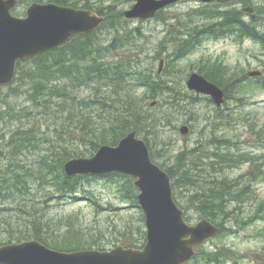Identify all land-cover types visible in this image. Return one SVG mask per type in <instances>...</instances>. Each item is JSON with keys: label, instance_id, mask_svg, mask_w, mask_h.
<instances>
[{"label": "rangeland", "instance_id": "rangeland-1", "mask_svg": "<svg viewBox=\"0 0 264 264\" xmlns=\"http://www.w3.org/2000/svg\"><path fill=\"white\" fill-rule=\"evenodd\" d=\"M22 1L25 5L21 12L26 14L28 7L37 0ZM48 1L44 0L40 3ZM71 1L69 3L72 6L79 7L78 5H84L87 0ZM91 1L99 8L110 4L124 12L130 10L137 0ZM214 1L221 5L241 3L242 8L251 7L254 12L264 16V0ZM205 6L207 5L183 0L169 8L164 16H157L145 22H129L126 26L133 33L131 45L128 43L129 47L122 48L125 44H116L115 49L119 52L113 53L110 59L106 60L116 62L121 57L126 56L124 59L134 57L142 70L145 68V71L149 69L158 72L161 60L166 59L162 76L177 82V91L188 95L187 103L182 106H188L189 102L197 103L190 104L191 111L181 113L174 124L161 125L158 128L162 134L159 140L151 141L148 136L150 147L154 148L158 158L160 156L156 160L160 165L166 168L172 167L173 172L181 176L190 161V156L182 157L181 163L178 161L183 153L195 149L201 151L202 155H206L209 152L217 153V148H219V153L229 152V154L236 155L234 157H238L240 161V164L224 169L223 177L229 181H238L240 188L238 190L247 186L250 190H247L238 205H234L237 203L229 205L227 212L234 208L237 211L226 226V231L223 230L201 247L202 255L190 264H264V48L253 41L235 43L236 41L232 39L206 37L196 53L175 63L174 58L170 56L173 53L172 47H169V51L165 50L170 44L168 39L171 31L179 29L177 20H182L183 24L189 23L196 26L194 23L191 24L197 15L193 11ZM259 21L262 23L259 31L264 34V17H260ZM98 37L103 44L107 45L115 40L116 33L103 31L98 34ZM162 52L163 56L160 58ZM216 59L227 67V74L236 80V86L228 93L229 99L227 98L226 103L220 109L216 108L210 97L191 92L186 84L190 73L199 71L201 66ZM258 71L263 74V78L257 79L250 76V73ZM101 90L107 96L111 95L110 89L102 88ZM4 93L6 95L7 92L4 91ZM143 93L142 90L138 91L139 96ZM70 94L78 98L77 103H91L93 100L90 99L94 97V94L96 95L93 88L78 90L75 93L70 92ZM169 98L171 95L166 92L163 99L160 98L161 100L149 99L144 105V110L152 112L157 103ZM8 102L13 105L17 113L26 110L25 113L31 114V118L0 121V150L7 152L6 145L18 130L26 132L30 129L40 130L46 133V136L43 144L39 143L38 150L17 158L18 171H23L22 168H24L32 171L33 175L18 180L19 189L16 191L20 199L5 203L4 208H13L18 204L33 205L35 201L44 207L45 213L50 218L56 219L52 222L54 232L61 227H66V223H62L57 229L56 222L71 221L75 230H80L86 241L95 242L101 247L93 248L97 250L113 249L114 246L120 245V240L115 241L116 238H121L124 244L134 238L136 241L144 238L147 229L141 220L143 211L129 201H122L119 195V188L125 183V179L119 177L108 179L109 176L86 177L77 198L61 197L56 193L53 182H57L59 174L56 171L50 173L49 170L58 163L59 157L56 156L55 160L50 162L49 157L53 156V153L49 149L54 151L51 148L54 146L59 148L61 144L75 149L72 139H81L79 134L75 133L73 123L66 119L69 114L65 115V112L69 111V108L67 107L65 111L64 108H60L58 111L57 108L51 107L50 113H56L58 118L40 128L44 123L41 110H36L25 97L8 99ZM184 125L189 128L187 136L180 133ZM42 133H36V135L42 136ZM59 136L63 137V140H60ZM140 138L143 139V136ZM216 140H229L231 145L229 148L223 147ZM55 151L61 152L62 147ZM64 153L65 150L62 154ZM244 158L250 161L244 162ZM206 179L210 180V177ZM26 185L30 186L27 191L24 187ZM193 194L195 191L186 190L185 187L174 191L177 203L187 209L190 220L188 223L194 225L201 220V217L188 205V200ZM22 216L23 218L28 217L27 214ZM8 219L11 218L5 216L0 224L2 244L7 243L6 239L9 240L8 233L5 231L6 227L2 228L3 223ZM65 230L66 228L62 229V231Z\"/></svg>", "mask_w": 264, "mask_h": 264}, {"label": "trees", "instance_id": "trees-1", "mask_svg": "<svg viewBox=\"0 0 264 264\" xmlns=\"http://www.w3.org/2000/svg\"><path fill=\"white\" fill-rule=\"evenodd\" d=\"M69 2L72 1H48V3L61 6L83 7L82 9L95 11L106 17L103 27L97 33L77 37L55 51L19 63L15 81L10 86L0 89V121L31 118V114L25 113L26 110L17 113L8 99L25 97L36 110H41L44 123L40 128L58 118L56 113H50L51 107L57 108L58 111L60 108H64V111L67 107L69 108V111L65 112V115L69 114L66 119L73 123L74 131L79 134L81 139H72L75 149H71L69 146L65 147V144H61V152L55 151L60 148L57 146L51 148L54 151L49 149L53 153V156L49 157L50 162H53L56 156L59 157L58 163L49 172L56 171L59 174L57 182H53L56 193L61 197L70 198L78 197L83 187V180L87 178L67 177L64 165L74 158L92 157L103 145L116 146L130 132L136 131L140 136H143L150 150L152 148L153 161L170 175L174 191L180 190L182 187L195 191V194L188 200L189 207L196 210L201 219H207L220 227L221 232L226 231V226L237 211L234 208L227 212L229 205L234 203H237L234 205H238L247 190H250L249 186L238 190L240 189L238 181H229L223 177L224 169L240 164L238 157L235 158L236 155L229 154V152L219 153V148H217V153L209 152L206 155H202L198 149L191 150L188 153H183L178 161L181 163L182 157L190 156V161L181 176L174 173L172 167L166 168L160 165L156 161L160 156L158 158L154 148L150 147L148 136L151 141L159 140L162 134L158 128L161 125L174 124L179 119V115L183 112H190L191 105L196 102H189L191 105L183 107L182 104L187 103L188 95L177 91V82L163 78L154 70L145 71V68L142 70L134 57L126 59H124L126 56L121 57L116 62L106 60L110 59L113 53L119 52L115 49L116 44H125L122 48L131 45L133 33L126 26L129 21L124 18L123 10L110 4L99 8L91 0H87L82 6L78 5L79 7L72 6ZM198 14L202 17L203 22L211 20L212 23L206 28L200 29L197 26L196 28L191 27L189 23L183 24L182 20H179L178 25L181 28L171 43L173 47L171 54L174 61L189 55L193 50L192 35L209 26H211L212 35L215 36L220 35L219 30L230 31V33L239 31L242 35L256 36L258 34L255 28L258 24L255 22L247 24L240 16L236 17V10L232 9L228 13H221V16L214 9L199 11ZM158 16H163V13H159ZM118 17L120 18L117 20ZM215 28L216 32H214ZM103 31H114L116 33L115 40L110 44H103L98 37V34ZM259 37L263 44L264 34L259 33L256 39ZM167 49L169 48L167 47ZM201 71L208 79L217 84H221L225 79L224 81L228 82L226 83L228 91L236 86L235 79L224 76L225 70L221 65H208ZM91 88L96 93L90 99L93 100L91 103H77L78 98L70 94V92L75 93L78 90ZM102 88L110 89L111 95L107 96L102 93ZM141 90L144 93L139 96L138 91ZM4 91L7 92L6 95ZM166 92L171 95V98L157 103L152 112L144 110V105L149 99L158 98L157 100H161L160 98L163 99ZM89 110L91 112H88ZM36 133H42V131L18 130L8 141L7 152L0 150V224L5 216L11 218L5 221L2 227H6L5 231L8 233L9 240L6 239V244L36 240L58 251L101 248L95 242L86 241L81 231L75 230L71 221L59 219L61 221L56 222V228L58 229L62 223H66V227H63L66 230L62 231L61 227V230L54 232L52 222L56 219L50 218L45 213L44 207L35 201L33 205L18 204L13 208H4L5 203L20 199L17 197L16 191L19 189L18 180L33 175L32 171L24 168H22L23 171H18L19 165L16 164V160L21 155L38 150L40 142L43 144L46 133L43 132L42 136H37ZM59 139L63 140V137L59 136ZM216 141L223 147L229 148L231 145L229 140ZM78 147L82 149L79 150ZM63 150H65L64 154H62ZM193 152H195L194 155ZM3 161L7 163L3 164ZM249 161L244 158V162ZM115 177L125 179V183L119 188L121 200L138 206L135 180L122 175H111L107 178L114 179ZM207 177H210V180H207ZM24 187L25 191L30 188L29 185ZM180 207L185 212L187 211L182 206ZM23 214H27L28 217L23 218ZM141 220L144 222L143 214ZM186 220L190 221L188 215ZM119 240L122 244L124 243L121 238H116L115 241ZM143 241H145V237L137 241L134 238L126 242L125 247L139 248L140 242ZM0 245L3 244L0 242Z\"/></svg>", "mask_w": 264, "mask_h": 264}, {"label": "water", "instance_id": "water-1", "mask_svg": "<svg viewBox=\"0 0 264 264\" xmlns=\"http://www.w3.org/2000/svg\"><path fill=\"white\" fill-rule=\"evenodd\" d=\"M179 1L138 0L124 15L132 20H147ZM17 5V0H0V86L14 80L18 62L56 49L77 35L91 33L105 21L91 11L52 4H33L27 18L18 19L11 14ZM187 86L198 94L211 96L217 107L225 102L223 91L198 74L191 76ZM181 134L187 136L189 128L183 126ZM64 171L68 177L119 173L135 178L147 229L144 249L118 247L110 252L65 253L33 241L0 247V264H187L198 255V247L220 233L205 219L195 225L185 221V212L174 201L169 175L153 163L146 143L136 132L116 147L103 146L93 158L69 161Z\"/></svg>", "mask_w": 264, "mask_h": 264}, {"label": "flooded vegetation", "instance_id": "flooded-vegetation-1", "mask_svg": "<svg viewBox=\"0 0 264 264\" xmlns=\"http://www.w3.org/2000/svg\"><path fill=\"white\" fill-rule=\"evenodd\" d=\"M20 3H21V7H22V2L20 1ZM239 5H241V4L232 5L231 7H237V9H239ZM242 20H243V17H242ZM202 36H203L202 34H199L198 39H201Z\"/></svg>", "mask_w": 264, "mask_h": 264}]
</instances>
